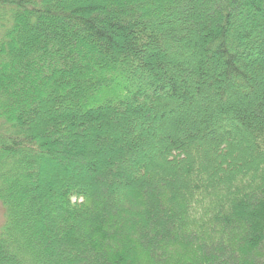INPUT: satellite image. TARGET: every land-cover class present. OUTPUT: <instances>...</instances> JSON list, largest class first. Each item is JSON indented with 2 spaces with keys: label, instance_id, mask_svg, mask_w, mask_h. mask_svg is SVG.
Masks as SVG:
<instances>
[{
  "label": "trees",
  "instance_id": "obj_1",
  "mask_svg": "<svg viewBox=\"0 0 264 264\" xmlns=\"http://www.w3.org/2000/svg\"><path fill=\"white\" fill-rule=\"evenodd\" d=\"M0 264H264V0H0Z\"/></svg>",
  "mask_w": 264,
  "mask_h": 264
},
{
  "label": "rangeland",
  "instance_id": "obj_2",
  "mask_svg": "<svg viewBox=\"0 0 264 264\" xmlns=\"http://www.w3.org/2000/svg\"><path fill=\"white\" fill-rule=\"evenodd\" d=\"M2 220H3V215H2V210L0 208V223L2 222Z\"/></svg>",
  "mask_w": 264,
  "mask_h": 264
}]
</instances>
